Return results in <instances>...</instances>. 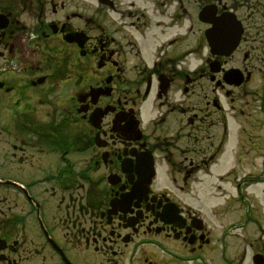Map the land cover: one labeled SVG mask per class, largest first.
I'll list each match as a JSON object with an SVG mask.
<instances>
[{"label": "flooded vegetation", "instance_id": "af4514ba", "mask_svg": "<svg viewBox=\"0 0 264 264\" xmlns=\"http://www.w3.org/2000/svg\"><path fill=\"white\" fill-rule=\"evenodd\" d=\"M263 78L264 0H0V264H255Z\"/></svg>", "mask_w": 264, "mask_h": 264}, {"label": "rangeland", "instance_id": "374dc122", "mask_svg": "<svg viewBox=\"0 0 264 264\" xmlns=\"http://www.w3.org/2000/svg\"><path fill=\"white\" fill-rule=\"evenodd\" d=\"M261 93H264V78L263 81H261V88H260ZM264 100V99H263ZM253 116V115H251ZM252 119L251 117H247L246 114L244 115V122L246 123L247 120L248 122H250ZM254 120V119H252ZM255 131V134L252 135L251 140L250 139H243V133L240 135V137L236 136L235 134H233L235 137L234 139H238L239 144L244 142L245 146L250 145L251 146V151L249 153V161L248 159L245 160V162L243 163L242 166V170H244V172H258L260 170V165L261 163L264 166V136H261L260 134L257 136V128L253 127V126H246L245 127V134L247 132H251V131ZM251 143L253 145H251ZM234 144V143H233ZM230 153H227V156H229ZM247 161V162H246ZM229 163V161H227L225 164L227 165ZM264 170V169H263ZM258 174V173H257ZM199 177V182L197 183V187L198 188H202L203 184H204V180L201 178L204 174H197ZM262 176H264V172L261 174ZM206 180V179H205ZM254 188V194L256 196V191L255 189L258 190V195H261V192L264 189V182H259L257 183L255 186H253ZM218 199H214L213 197L209 198V204H213L215 202H217ZM252 213H245L246 217H252L257 221L259 224L264 223V209H261L259 212H253V210L251 209ZM255 226V225H252ZM250 232V231H249ZM260 234V238L257 239L258 243H263L264 244V234L259 233Z\"/></svg>", "mask_w": 264, "mask_h": 264}]
</instances>
